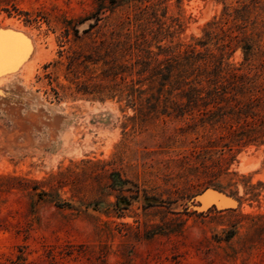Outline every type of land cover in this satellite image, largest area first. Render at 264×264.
<instances>
[{
    "label": "rangeland",
    "instance_id": "374dc122",
    "mask_svg": "<svg viewBox=\"0 0 264 264\" xmlns=\"http://www.w3.org/2000/svg\"><path fill=\"white\" fill-rule=\"evenodd\" d=\"M14 1L48 23L0 11V29L31 45L0 74V264H264V226H251L264 222V136L236 146L226 133L194 126L195 118L162 113L172 109L153 90L132 105L116 91L118 79L102 76V61L84 64L75 78L59 52L92 48L100 58L116 24L141 8L156 12L159 20L144 21L154 31H175L157 36L159 44L184 50L224 6L244 4L246 31L260 32L264 48V0H133L103 11L87 34L94 19L77 24L82 43L71 33L64 44L62 20L82 19L96 0ZM206 46L217 53L213 41ZM223 54L236 67L244 62L240 49ZM262 58H251L246 73L259 82ZM208 189L232 201L203 197Z\"/></svg>",
    "mask_w": 264,
    "mask_h": 264
},
{
    "label": "trees",
    "instance_id": "16d2710c",
    "mask_svg": "<svg viewBox=\"0 0 264 264\" xmlns=\"http://www.w3.org/2000/svg\"><path fill=\"white\" fill-rule=\"evenodd\" d=\"M131 1L133 0H96L97 7L82 19L75 22L64 18L60 41L63 44L69 42L72 33V39L82 43L84 38L79 35L77 24L93 18L94 21L82 30V34H87L104 17L101 16L103 11L109 9L112 12ZM258 1L252 0L254 3ZM0 11H4L8 17L23 15L25 23L40 20L48 23L41 11L32 13L21 10L14 0H0ZM250 13L247 4L232 8L231 11L224 6L219 18L206 23L202 39L181 50L179 43L172 44L170 41L166 45L159 44L157 36L171 39L175 31L163 26H158L154 31L147 23L159 20L156 12L148 13L141 8L134 20L127 18L116 24L117 28L111 31L110 40L105 47L106 53L102 54L104 57L92 58L100 55L99 51L92 48L87 50L89 54H85L86 51H73L70 47L59 52L65 57L66 71L75 78L83 73L80 68L84 64L102 61V76L118 79L116 84L119 88L116 91L132 105L141 100V96L137 94L152 90L159 95L164 93L166 96L163 102L167 103L164 107L172 111L162 113L179 118H195L194 126L218 131L220 134L226 133L230 142L236 146H244L257 140L262 142L264 136V82L247 75L251 71L249 60L264 56V48L259 43L260 32L250 34L246 31ZM227 23H230L229 32L224 30ZM147 35H151V38L148 39ZM152 41H155L156 51L151 48ZM212 41L217 53L206 46ZM108 45L112 48L109 49ZM196 45L203 50H198ZM224 49H227L228 55L240 49L243 64L236 67L224 62ZM111 56L115 58L111 59ZM262 63L264 64L263 61ZM172 93L177 96H172ZM160 100L157 98L156 101ZM251 226L254 227L253 230H257L264 226V222ZM234 234L235 231L231 230L226 240Z\"/></svg>",
    "mask_w": 264,
    "mask_h": 264
},
{
    "label": "water",
    "instance_id": "95a60500",
    "mask_svg": "<svg viewBox=\"0 0 264 264\" xmlns=\"http://www.w3.org/2000/svg\"><path fill=\"white\" fill-rule=\"evenodd\" d=\"M30 42L20 32L0 29V74L14 70L28 55ZM220 204L232 201L231 197L218 189H208L201 194Z\"/></svg>",
    "mask_w": 264,
    "mask_h": 264
}]
</instances>
